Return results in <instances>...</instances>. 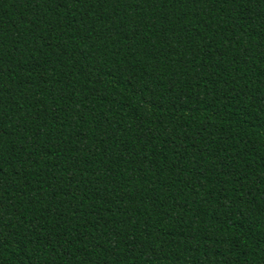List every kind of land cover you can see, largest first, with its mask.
Segmentation results:
<instances>
[{
	"label": "trees",
	"instance_id": "obj_1",
	"mask_svg": "<svg viewBox=\"0 0 264 264\" xmlns=\"http://www.w3.org/2000/svg\"><path fill=\"white\" fill-rule=\"evenodd\" d=\"M0 264H264V0H0Z\"/></svg>",
	"mask_w": 264,
	"mask_h": 264
}]
</instances>
